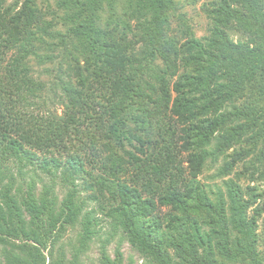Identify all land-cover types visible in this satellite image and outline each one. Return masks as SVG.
Here are the masks:
<instances>
[{
	"label": "trees",
	"instance_id": "trees-1",
	"mask_svg": "<svg viewBox=\"0 0 264 264\" xmlns=\"http://www.w3.org/2000/svg\"><path fill=\"white\" fill-rule=\"evenodd\" d=\"M120 1L62 0L65 12L47 19L37 0H0L3 262L81 264L96 241L99 264H133L122 242L144 264H264V194L220 179L240 154L219 167V184L199 180L218 164L215 141L244 136L248 173L264 178V0H217L210 38L178 46L167 34L174 0H125L118 12ZM178 54L190 71L173 84L176 119L166 122L154 105L169 95ZM32 59L73 71L43 82ZM241 119L243 131L228 132Z\"/></svg>",
	"mask_w": 264,
	"mask_h": 264
},
{
	"label": "rangeland",
	"instance_id": "rangeland-1",
	"mask_svg": "<svg viewBox=\"0 0 264 264\" xmlns=\"http://www.w3.org/2000/svg\"><path fill=\"white\" fill-rule=\"evenodd\" d=\"M62 0H37V5L40 7L47 6V19L52 18V13L54 16L62 15L65 10L63 5L61 4ZM217 0H174V9L170 11V27L168 29V36L174 38V40L177 41V46L179 43H184L186 40L190 39V37H194L198 40H201L203 42H206L210 38V28H211V15L208 13V9H212L213 6H215ZM136 2L138 3V0H132L133 6H135ZM124 3L125 0H121L119 4H117V10L118 12L123 11L124 9ZM58 21V20H56ZM55 30L59 31H65V27L60 22L55 27ZM182 52H185V48H182ZM58 53V52H56ZM182 54V53H181ZM173 60V68L172 71H175V74L171 76L170 78V88H169V95L168 96H162V94H159L157 98V103L154 105L156 108V112L159 113V118H163L166 122L170 120L171 122L173 119H176V117L172 113V106L175 101V98L177 97L176 93L173 90V84L178 80L180 76L183 74H186L190 71L189 67L184 66L182 62H180L181 55L178 54L177 56L171 55ZM60 61V59H55L53 62L46 63L39 65L35 59H32L30 61L31 65V73L35 77H40V79L43 82H51L54 81V76L57 75L60 71H64L62 74V77H68L71 75V71H73L72 66L66 65L64 62ZM61 64V65H60ZM160 67L164 68L165 65L162 61H160ZM60 65V66H59ZM79 65L82 67V69L85 68L87 65L85 60L79 58ZM45 69H49L50 74L45 73ZM56 111L58 114L61 112V108L57 107ZM157 117V115H156ZM245 124L246 121L244 119L233 121L230 126H228V132H230L231 129L234 131H237L238 133L243 131L240 125ZM245 138V136H244ZM242 138L241 142L239 144H236L235 141L230 142H224L221 140L215 141L217 145L220 147L221 156L218 159L217 165H209L207 166L206 170L203 172V176L199 178V180H202L203 182H216L217 184L220 183L219 179H216L215 175L218 174V169L220 166H226L229 164L234 158H237V155L240 154V161L235 163L234 166L231 169L230 174H227L223 178L220 179H227L230 178L232 180H235L237 184L242 186L243 188L247 186H254L258 185L259 192H262L264 194V178H257L260 176L259 173H256L253 177L256 176V178L253 180L251 179V173L254 172L253 170L248 173V165L251 159L253 158V153L249 151L251 149L249 143L246 141V138ZM217 139V138H216ZM228 143V145H227ZM225 146L226 148L222 147ZM259 148L256 149L258 151ZM245 150L248 152V155H245ZM184 163L183 165L185 167L188 166L187 159H185V155H182ZM263 170V168H262ZM261 170V171H262ZM190 178V176H188ZM216 179V180H213ZM58 195L59 199L63 196V191L58 188ZM264 198V195H263ZM164 211V210H162ZM104 232L108 231L107 229H103ZM164 232H168L167 229L164 228ZM76 231H68L64 242L68 243L69 240H73L75 237ZM258 234H259V240L257 242V249L260 252V255L262 258H264V212H262L259 220H258ZM169 235V234H168ZM166 236V243H168L171 239V235ZM118 238H115V240L109 245L108 252L111 256H113V251L117 245ZM98 242L91 243L89 246V249L86 251V253L81 257V264H99V251H98ZM121 251L123 253L124 257V263H128L130 260L133 262V264H144L142 257L135 252L131 246L126 243L122 242L121 244ZM46 255V252H44ZM3 257L1 256V248H0V263L5 264L3 262ZM49 263V259L46 258V264ZM247 263L242 262V264ZM223 264H241L240 262H226L223 261Z\"/></svg>",
	"mask_w": 264,
	"mask_h": 264
}]
</instances>
